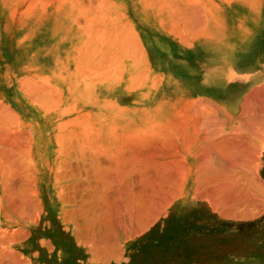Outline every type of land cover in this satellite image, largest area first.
Returning <instances> with one entry per match:
<instances>
[{
	"label": "bare ground",
	"instance_id": "bare-ground-1",
	"mask_svg": "<svg viewBox=\"0 0 264 264\" xmlns=\"http://www.w3.org/2000/svg\"><path fill=\"white\" fill-rule=\"evenodd\" d=\"M47 1L45 0L43 4L49 3L50 0ZM195 1L192 2L191 0V4L195 3ZM29 2L32 3L31 0ZM163 2L165 3V1ZM179 2L176 3L178 4ZM181 2L183 4L184 1L181 0ZM75 6L73 5V7ZM167 8L170 10L169 7ZM173 8L176 9L174 5ZM171 10L174 11L173 9ZM181 10L183 11L184 8ZM188 11L186 10L185 12ZM179 14L181 15V13ZM89 18L92 19V17ZM95 25L94 23L93 26ZM92 29L91 33L93 31ZM112 32L111 39L115 31ZM117 33L121 35L119 31ZM97 34L99 33L97 32ZM126 34L129 35L128 32ZM92 35H94V31ZM115 37L114 41H118ZM98 39L99 37L96 43L91 38L96 45H98ZM125 39L128 40L129 38L127 37ZM124 40L120 39L121 42L127 43ZM86 43L89 44L88 41ZM129 43L127 44L129 45ZM116 44L118 43L116 42ZM122 44L121 46L123 48L126 47L124 45L125 43ZM108 46L107 44L106 48L111 50V47L108 48ZM94 47L96 49L95 45L92 47L89 44L90 49L88 50H94ZM129 47L131 46L129 45ZM115 49L117 50L116 47ZM130 50H133L132 47ZM104 52L100 54L103 55ZM173 52L175 57L194 69V55H187L177 49H174ZM112 54H106L107 56L104 55V57L111 59L114 55ZM85 55L89 56L88 53ZM110 55L111 57L109 58L108 56ZM218 56L221 55L218 54ZM91 59L89 58L88 60ZM80 61L82 64L84 63L82 59ZM89 62L87 61V63ZM95 65L97 67L99 64L97 65L96 63ZM216 66H218V63ZM216 74H219V72ZM226 83L228 84V82ZM219 85H215V87H219ZM51 88L55 90V87L53 89L51 86ZM51 88L49 87L52 92ZM206 92L209 93H205V95H209L208 98H202L203 96L201 95L196 98L194 94L189 95L188 98H183L178 95L172 98V103H164L163 100L156 101L157 98L156 100L153 98V104L151 106L119 108V111L115 114L116 118L112 121H106L102 116L103 120L96 119L94 118L96 116L95 113L87 114L84 118L81 117L82 119L80 118V120L77 119L76 122L74 121L73 124L75 123V126L70 129L74 130V133L76 132L77 141L79 142L77 144L75 143L74 150L79 155L73 157L77 158H75L77 165L75 167L77 170H80H76V174L78 173L77 176L74 172L72 173L76 178V182L73 184L76 187L72 185L75 190L71 188L73 192L66 193L71 190L69 189L66 192L64 191L65 193H58L63 207H57L58 205L53 203H51L50 210L43 207L42 202L44 200L42 198L44 196L41 198V190L37 183V177H35L32 149L29 146L27 151H25L26 149L23 147L27 153V162L23 164L24 169H26L21 171V173H19L21 168L17 170V172L19 171V175H14L16 173L12 171V177L7 176V178L11 177L13 182L11 186L13 187V189L11 188L13 190L11 192L12 199L7 200V204L10 203L12 205L10 208L11 223L9 224L8 221H2L0 223V264H90L87 262L88 255L91 256V261L93 257L99 263L102 260L122 259L124 251L127 253L124 257L127 262L132 256L129 254L131 247H133L142 235L145 236L158 227L161 231L156 232L167 234L166 226H173L174 223L183 226V222L188 221L191 222L188 227L192 228V225L194 226L193 223L197 221L195 214L202 213L203 209L207 213L210 212L213 217L201 222L198 221L200 223H196L194 227H197L198 224L202 226L205 222L217 221H222L231 226H235L234 221H238L246 226L244 224L245 221L248 222L247 220L252 217L256 219V217L264 215V197L262 195L264 192V84L254 86L252 91L242 90L234 91V93H229L228 91ZM42 94L44 95V93ZM44 96L46 97V95ZM53 97L51 95L50 99ZM0 115L4 116L5 114L3 115L1 112ZM0 119L3 118L0 117ZM3 126L6 127V124ZM0 129L2 128L0 127ZM7 130L12 131L10 127ZM3 132L6 133V130ZM3 132L0 133L3 134ZM15 132L19 131L17 130ZM23 132L21 131V133ZM21 133H17V136L21 137L24 134L21 135ZM66 133H70V131H66ZM12 136L14 141L16 133ZM65 136L68 137L69 135ZM23 137H21L22 139L19 138L22 140L21 142L25 139ZM61 139L58 137V141ZM10 140L12 139L8 141L11 142ZM15 140V143L17 142L16 145L14 144L16 147L20 140L17 137ZM71 140L70 143L68 142L70 147L74 146L71 144ZM13 141L11 144L14 143ZM65 145H67L66 148L69 147L68 144ZM65 145L63 144L62 147ZM3 148L5 150L10 149L8 147V149L6 147ZM24 151L22 150L23 154L25 153ZM13 152L15 153L16 151ZM2 156L1 154L0 160ZM4 157L6 158V156ZM65 160L67 159L65 158ZM5 161H8V164L14 162L15 165L16 159L11 161L8 158ZM4 165L10 167L7 163ZM64 165L65 163H63ZM2 167L4 168V166ZM15 167L16 169L18 168L17 165ZM1 169L0 171H2ZM71 169L74 170L72 167ZM61 175L63 174L61 173ZM57 176L59 175H56V178ZM18 179L21 181V184L17 190L18 186L16 188L14 183ZM8 190L6 189V191ZM202 199H205L204 201L206 203L202 204ZM115 200L120 206L117 208L119 211H117L116 218H118H114L117 220L118 223L116 224L119 227H115L114 225V228H112L113 225L110 224L112 221L108 219V215L110 213V217H112L111 212L115 208L112 206L114 208L112 211L110 208L111 203ZM117 203L115 202V204ZM258 207H260V211L258 210L259 212L256 214V210L254 209L252 211V209H259ZM253 212L254 214H252ZM58 219H64V221L66 220L72 226L70 229L66 226V230H70L71 233L69 238L67 236L63 238V235L58 232ZM109 221L110 223H108ZM128 222L131 225H128ZM237 227L239 226H236L235 230L228 231V233H235L237 239H232L231 241L225 240L223 241L224 244L221 243L218 248H214V241L204 239L201 232L198 233L197 231L193 238L187 240L189 248L185 249L184 247L171 264H264V239L261 238L264 235V225L259 230V232L262 231V235L258 232L259 234L252 235L251 238H247L246 240L243 239L241 231ZM131 229H136L134 230L136 232L134 235L129 236L130 231H132ZM131 238L133 239L132 242L129 240ZM59 248L64 252L61 255H58Z\"/></svg>",
	"mask_w": 264,
	"mask_h": 264
},
{
	"label": "crops",
	"instance_id": "crops-1",
	"mask_svg": "<svg viewBox=\"0 0 264 264\" xmlns=\"http://www.w3.org/2000/svg\"><path fill=\"white\" fill-rule=\"evenodd\" d=\"M29 1L0 0V113L5 114L0 117L6 119V121L0 119L2 128L0 132L6 130V133H0V156L3 155L0 160V162L2 161L0 163V169L2 168L0 171V223L2 221L11 223L10 208L12 205L7 204V200L12 199L11 192H13L11 174L14 172L16 173L14 175H17L19 172L17 170L21 168L19 172L21 173L26 169L23 164L27 162L25 151L29 146L33 153L35 177H37V183L41 190V198L44 196L42 198L44 200L43 207L50 210L51 203L58 205L57 207H63L58 193H65L71 188L75 190L73 187H76L73 185L76 182L75 175L77 176L76 172L80 170L76 168L75 160L77 158L73 157L79 155L74 150L75 143L77 144L79 141H77L76 132L74 133V130L70 129L74 128L75 123L73 124V122H76L77 119L80 120L87 114L95 113L94 118L96 119L103 120L102 117H104V120L112 121L116 118L115 114L119 108L151 106L153 98L155 100L157 98L156 101L163 100L164 103H172V98L178 95L188 98L189 95L194 94L196 98L200 95L203 96L202 98H208L209 95H205V93H209L206 91H228L229 93L242 90L252 91L254 86L264 84V0H196V5L195 3L191 4L194 0L192 2L183 0V4L181 0H163L165 3L162 0H50L49 3L44 4L45 0H31L32 3ZM178 1L181 3L177 4ZM186 1L189 2V5ZM46 2L48 1L46 0ZM171 2L175 8L178 5L176 9L173 8ZM179 4L184 8L183 11ZM73 5L76 6L73 7ZM185 9L189 11L185 12ZM179 10L181 11L179 12ZM75 16L79 19L76 20ZM94 23L97 26H93ZM100 27L102 30L105 29L103 30L105 32L100 30ZM91 28H93L94 35H92L93 31L91 33ZM99 30L101 33L103 32V35ZM112 31L116 32H114V36L112 35L113 40L110 37L111 33L113 34ZM127 32L129 35L126 34ZM122 34L124 35L122 36ZM90 37L96 43L99 37V46L94 44ZM114 37L118 41H114ZM119 38L125 39L127 43L130 42L129 45L133 50L131 51V47L126 42H121ZM87 41L92 47L95 45L96 49L94 47V50H88L91 47L89 48ZM122 43H125L127 48H123ZM107 44L111 50L106 48ZM174 49L181 50L190 56L194 55V69L175 57ZM102 52H104L103 55L100 54ZM87 53L89 56L85 55ZM109 53H113L114 58L111 55L108 56L111 59L104 57ZM89 58L92 59L88 60ZM215 60L218 62L215 63ZM223 60L225 61L223 62ZM87 61L90 62L87 63ZM208 61L211 63L209 64ZM96 63L99 64L97 67ZM217 63L218 66H216ZM82 67L85 69L83 70ZM215 69L220 75L216 74ZM82 73L84 74L82 75ZM228 73L230 78L234 79H230ZM215 85H219V87H215ZM51 86L53 89L55 87L57 91L52 90ZM53 94L56 98L53 97ZM51 95L57 101L53 98L50 99ZM2 124H6L7 128ZM9 127L12 131L7 130ZM17 130L19 132H15ZM21 131H25L23 133L26 136ZM66 131H70V133H66ZM8 132L11 134L9 135ZM15 133L20 140L17 144L18 147H15L16 137L13 141L12 135ZM17 133L23 134L21 136L25 138L23 142ZM7 134L8 136H6ZM58 137L62 139L58 141ZM9 139H12L11 142L8 141ZM69 139H72L71 144L74 146H69ZM12 141L13 144H11ZM63 144H68L70 149L66 148L67 145L62 147ZM3 147L10 149L5 150ZM20 147L23 151L26 149L25 155ZM8 158L11 161L16 159L15 165L14 162L8 164V161H5ZM19 159L21 160L19 161ZM5 163L11 168L6 167ZM63 163L67 168L63 166ZM64 169H67L65 171L68 172H65ZM73 172L75 175L72 174ZM56 175L59 176L56 178ZM7 176H11V180ZM15 183L18 190L21 181L15 180ZM5 186L7 187L5 188ZM72 189L66 193L73 192ZM115 202L117 203L116 200L111 203V211L118 208V203L115 204ZM112 212V217H115H110L109 213L108 219L112 222L108 223L112 224V228H114V225L116 227V223H118L116 220L118 212H114L116 214ZM263 217L264 215L256 217L255 221L257 222L259 219V223L264 224ZM64 219L57 220V230L63 235V238H65L64 236L69 238L71 233L70 230H66V226L69 229L72 226ZM247 221H245V225L251 224L253 220L250 218ZM257 234L258 232L252 233L244 230L241 235L246 240ZM219 235L216 239L223 244L225 240L237 239L235 233ZM261 238L264 239V235ZM139 252L140 248L131 247L129 254L132 255L130 260L133 264L134 257L139 255ZM58 253L61 255L64 252L59 248Z\"/></svg>",
	"mask_w": 264,
	"mask_h": 264
},
{
	"label": "rangeland",
	"instance_id": "rangeland-1",
	"mask_svg": "<svg viewBox=\"0 0 264 264\" xmlns=\"http://www.w3.org/2000/svg\"><path fill=\"white\" fill-rule=\"evenodd\" d=\"M262 195L264 197V192ZM204 196H206V195H204ZM204 200L202 199V201H203V202H201L202 204L206 203V201H204ZM118 206H119V204H118ZM258 208L259 209L253 208L252 211H254V209H255L256 210L255 213L257 212L256 214H258V212L260 211V207H258ZM117 211H119V209H117L115 212H117ZM198 214H195L196 215L195 217H197L196 223H200L203 220H206L208 218L213 217L211 215V213L210 212L207 213L205 209L202 210V213H198ZM252 214H254V212ZM252 218H253L252 223L248 224V225L246 224V226L242 225V222H238V221H234L235 226H231V225L224 223L222 221H217V222H205V223H203L202 226L198 224L197 227H194L196 225V223H193L194 226L192 225V228H190V227H188V225L191 222L188 221V222H183V226L182 225L180 226V224H175V223L173 226L172 225L170 227L166 226V231H167L166 233L167 234H164L162 232L158 233L159 231H161L160 228L159 227L155 228V229H153L154 232L152 231L145 236L142 235L140 237V239H138V241L133 245V247L140 248L139 255H136L134 257V264H171L172 261H174L176 259L178 253H180L181 250L184 249V247H185V249L189 248V246L187 244V240H190L191 238H193L196 235L197 231H198V233L201 232V235L203 234L202 237L204 239L211 240L212 242L214 241V244H215L214 248H218L221 245V242H219L216 239L218 237V235L219 234L222 235L223 233H228L229 230H235L236 226H239L237 228H239V230L241 231V234L244 232V230L251 231L252 233L259 232L260 228L263 227L264 224L263 223L260 224L259 219H257V222H256L255 221L256 219L254 217H252ZM239 219H241V218H239ZM198 221H200V222H198ZM128 225H131V224L128 222ZM241 225H242V227H241ZM117 226H118V224H116V227ZM134 230H136V229H133L132 231H130V234L128 233L129 236L134 235V233L136 232ZM156 231H158V232H156ZM156 233H157V235H156ZM259 233L262 235V231H260ZM129 240H130V242H132L133 239L131 238ZM218 242H219V244H218ZM126 254L127 253L124 251L122 259L106 260V261L102 260V262H99V263L93 257H92V261H91V256L88 255L89 257L87 256V262H89L90 264L91 263L92 264H101V263L102 264H114V262H117L115 264H121L120 262L124 261L122 264H133L131 262V260H128L127 262L125 261L124 257L126 256ZM108 261H109V263H107Z\"/></svg>",
	"mask_w": 264,
	"mask_h": 264
}]
</instances>
